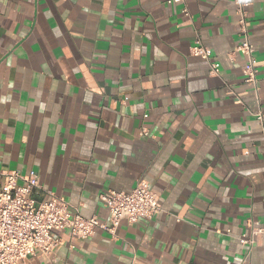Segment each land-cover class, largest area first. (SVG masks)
<instances>
[{
  "label": "crops",
  "instance_id": "crops-1",
  "mask_svg": "<svg viewBox=\"0 0 264 264\" xmlns=\"http://www.w3.org/2000/svg\"><path fill=\"white\" fill-rule=\"evenodd\" d=\"M248 2L257 96L233 0H0V172L34 170L37 198L104 223L100 195L139 180L161 205L21 264H264V234L238 239L264 227V0Z\"/></svg>",
  "mask_w": 264,
  "mask_h": 264
},
{
  "label": "built area",
  "instance_id": "built-area-1",
  "mask_svg": "<svg viewBox=\"0 0 264 264\" xmlns=\"http://www.w3.org/2000/svg\"><path fill=\"white\" fill-rule=\"evenodd\" d=\"M166 1L179 4L185 2ZM233 3L241 35L236 50L245 56L242 64L243 80L253 86L257 96V66L247 26L249 2L233 0ZM182 11L188 14L185 7ZM189 53L206 60L210 73L219 74L218 64L211 59L210 49L200 38L194 39ZM257 116L261 117V112ZM38 188L39 176L34 170L24 174L16 170L0 172V264H21L36 252L53 254L61 243L58 235L60 232L68 231L70 238L80 240L94 236L98 229L114 235L121 221L150 219L161 208L158 195L145 180L137 181L130 189L109 190L100 195L108 211L107 223L100 222L95 215L83 216L76 207L53 192L46 199L37 198L34 191ZM262 234L264 227L255 226L251 222L249 234H241L238 239L251 247L255 238Z\"/></svg>",
  "mask_w": 264,
  "mask_h": 264
}]
</instances>
